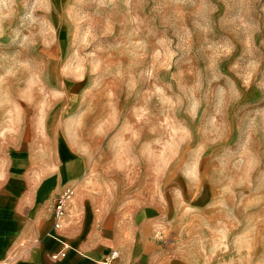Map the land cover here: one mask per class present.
<instances>
[{"label":"clouds","instance_id":"1","mask_svg":"<svg viewBox=\"0 0 264 264\" xmlns=\"http://www.w3.org/2000/svg\"><path fill=\"white\" fill-rule=\"evenodd\" d=\"M36 172L92 264H264V0H0V191Z\"/></svg>","mask_w":264,"mask_h":264},{"label":"crops","instance_id":"2","mask_svg":"<svg viewBox=\"0 0 264 264\" xmlns=\"http://www.w3.org/2000/svg\"><path fill=\"white\" fill-rule=\"evenodd\" d=\"M27 192L26 183L17 179H11L0 191V264H26V259L30 264H92L84 258L87 245H81L90 239V224L89 232L77 241L82 226L72 235L55 231L45 207L34 208L32 190L29 192L32 210L28 213ZM100 250L109 254L106 247Z\"/></svg>","mask_w":264,"mask_h":264},{"label":"rangeland","instance_id":"3","mask_svg":"<svg viewBox=\"0 0 264 264\" xmlns=\"http://www.w3.org/2000/svg\"><path fill=\"white\" fill-rule=\"evenodd\" d=\"M60 39H64V33L60 34ZM14 160H27V153L25 151H22L20 153H12ZM71 155L65 150L62 149V159L68 160L71 159ZM24 169L19 167H13L12 172L15 176H23L24 175ZM25 179L28 181L27 187V200H28V213L32 210L31 207V199H30V191L32 190V200H33V206L36 209H40L41 206L44 207V204L49 200V198L54 196L56 192L58 191L56 189V179L55 177L51 179H45L43 175H41L39 172L30 174L29 176L25 177ZM65 179L67 180V176H65ZM25 182L23 179H17ZM26 183V182H25ZM29 186V190H28ZM44 199V200H43ZM42 208V207H41ZM82 218L81 223L79 226L81 227V233L79 234V237H76L77 239H83L84 235L89 232V224L91 226V229L94 228L93 221V215L90 210V206L88 202L86 201L82 210ZM149 216L155 215V213L149 211ZM84 222V223H83ZM89 223V224H88ZM83 224V225H82ZM107 234V233H106ZM108 250V248H106ZM109 251V250H108ZM5 264V263H2ZM173 264H178V262L173 261Z\"/></svg>","mask_w":264,"mask_h":264},{"label":"built area","instance_id":"4","mask_svg":"<svg viewBox=\"0 0 264 264\" xmlns=\"http://www.w3.org/2000/svg\"><path fill=\"white\" fill-rule=\"evenodd\" d=\"M55 195H56V194H55ZM55 195H54V196H55ZM54 196H52V197H54ZM52 197H51V198H52ZM48 202H49V200H48ZM48 202H46V204H44L45 210H47ZM57 203H59V202L57 201ZM53 225H54V222H53ZM54 227H55V225H54Z\"/></svg>","mask_w":264,"mask_h":264},{"label":"bare ground","instance_id":"5","mask_svg":"<svg viewBox=\"0 0 264 264\" xmlns=\"http://www.w3.org/2000/svg\"><path fill=\"white\" fill-rule=\"evenodd\" d=\"M54 229H55V227H54ZM56 230L59 231V229H55V231H56Z\"/></svg>","mask_w":264,"mask_h":264}]
</instances>
